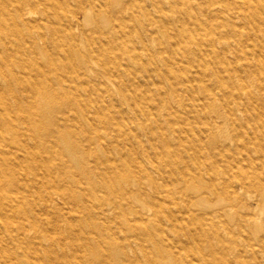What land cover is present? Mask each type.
Returning <instances> with one entry per match:
<instances>
[{"label":"rangeland","instance_id":"rangeland-1","mask_svg":"<svg viewBox=\"0 0 264 264\" xmlns=\"http://www.w3.org/2000/svg\"><path fill=\"white\" fill-rule=\"evenodd\" d=\"M78 1L68 0L69 8H62L55 0H0V56H11L21 75L20 80H11L0 70V264L29 260L49 264L52 254L65 264H264V249L259 246L264 224L252 221L242 227L244 232L238 230L247 197L209 198L212 208L230 205L219 222L222 228L236 231L225 242L226 251L215 239L213 250L201 236L191 241L189 220L169 219L171 194L162 204L154 199L158 190L163 191L154 171L156 164L162 166L156 150L170 146L188 154L191 145L204 139L200 122L174 117L184 116L180 102L193 107L194 96L214 86V81L205 86L200 80L187 79L184 48L191 38L182 36L189 25L187 16L205 0H194L193 8L181 6V11L176 3L182 0H142L158 19L171 17V32L158 19L150 24L139 9L140 19L134 21L147 44L133 35L144 66L132 58L127 62L136 67V73L123 68L122 76L108 73V77L102 74L101 60L90 56L87 42L62 31L66 17L80 26L89 25L84 11L71 13ZM232 5L233 12L211 22L231 18L236 25L243 24L237 3ZM85 6L89 7L88 1ZM18 8L21 13L16 12ZM238 31L246 33L250 28L239 26ZM33 40L44 42L47 51L35 53ZM160 42L167 51H157ZM67 49L80 74L75 79L79 88L70 80L59 82L50 71L37 75L40 63L50 67L51 53L64 56ZM150 49L155 51L152 59ZM176 59H183L186 66ZM36 79L50 87V96L30 86ZM189 84L195 90L188 91ZM77 95L79 103L74 100ZM137 103L142 112L136 109ZM257 103L264 106V98ZM236 112L244 121V112ZM34 157L41 158L37 167ZM139 166L149 172L141 173ZM110 178L113 186L130 192L114 195ZM194 183L193 187L203 185ZM251 205L259 214L264 198L251 200ZM141 210L146 212L144 217ZM199 243L201 250L196 249Z\"/></svg>","mask_w":264,"mask_h":264},{"label":"bare ground","instance_id":"bare-ground-1","mask_svg":"<svg viewBox=\"0 0 264 264\" xmlns=\"http://www.w3.org/2000/svg\"><path fill=\"white\" fill-rule=\"evenodd\" d=\"M55 1L62 8H69L68 0ZM85 1L89 2V7L85 6ZM235 2L240 16L245 19L239 26L250 28L246 33H240L239 26L231 18L211 22L223 18L229 10L233 12L232 4ZM195 5L194 0L176 3L179 11L182 10L181 6L190 9ZM139 9L144 10L150 24L157 21L156 14L146 7L142 0H79L76 6L71 7V13L75 16L84 11L89 25L80 26L73 22L71 17H66L62 21V31L70 38L78 36L87 42L90 56L101 60L104 76L108 77V73L122 76L123 68L136 73V67L132 68L127 60L135 58L139 67L144 66V60L139 46L134 43L133 32L140 38V42L147 44L137 31L134 21V18L140 19L136 13ZM92 11L99 16L97 20ZM16 12L22 11L18 8ZM158 20L165 30L171 32L170 16ZM185 21L189 25L184 26L182 36L191 38V43L186 44L184 48L185 61L189 64L184 65L183 59H176V62L180 66H186L187 79L191 82L200 80L207 86L208 81H214V86L207 89V92H198L194 96L193 107L179 103L183 107L184 116L177 114L174 119L197 120L200 122L198 129L204 134V139L191 145L192 151L188 154L183 153L181 149L173 150L170 146L156 150V157L162 161V166L156 164L154 171L158 179L162 180L160 187L163 191L158 190L154 199L162 204L165 196L171 194V210L167 213L169 219L189 220L192 227L187 229V236L191 241H196L198 236H201L204 244L213 250L215 239L223 243L226 251L225 242L234 238L236 231L233 227L222 228L219 222L228 213L230 205L212 208L208 205L211 196L224 195L231 200L242 197L249 199L246 200V210L239 214V232L252 221L264 224V208L257 214L251 205V200L264 198V106L257 103L259 97L264 98V0H205L199 10L189 14ZM110 22L112 25L108 27ZM227 25L231 28L221 29ZM200 29L206 30L203 35L197 33ZM144 46L149 50L147 45ZM31 48L35 53L47 51L44 42L35 40L32 41ZM157 51H167L165 44L160 42ZM147 53L152 59L155 51L150 49ZM50 56V67L40 63L37 75L45 76L50 71L59 82L70 80L73 81L74 87L79 88L81 85L76 83L75 79L79 78L80 74L70 50L67 49L64 56H56L53 53ZM14 65L15 61L11 56H0V70L9 75L11 80H20L21 75ZM30 86L39 88L50 96V87L41 86L37 79L30 82ZM187 86L188 91L195 90L194 84ZM74 100L79 103L81 97L77 95ZM140 106L137 103L136 109L142 112ZM236 110L244 112V121ZM199 112L202 115H199ZM72 147L79 149L78 145ZM135 158L137 159L136 156ZM40 161L41 158H33L35 167ZM140 166L138 168L141 173L149 172L148 168ZM108 181L106 184H111L114 195L130 192L113 186L111 178ZM195 181H201L203 185L193 187ZM191 187L194 190L189 192L188 188ZM176 192L180 193L178 197L174 195ZM2 200L0 197V201ZM145 213L140 211L142 217ZM259 246L264 249V235ZM202 247L199 243L196 249L201 250ZM256 248L253 246L252 249ZM49 252H53L52 248H49ZM50 259L49 264L66 263L65 260L59 262L53 254ZM19 264H45V261L29 260Z\"/></svg>","mask_w":264,"mask_h":264}]
</instances>
